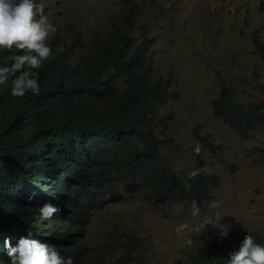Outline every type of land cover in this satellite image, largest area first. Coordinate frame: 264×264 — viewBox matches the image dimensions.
Instances as JSON below:
<instances>
[{"label": "trees", "instance_id": "obj_1", "mask_svg": "<svg viewBox=\"0 0 264 264\" xmlns=\"http://www.w3.org/2000/svg\"><path fill=\"white\" fill-rule=\"evenodd\" d=\"M126 4L86 43L75 30L51 36L52 54L35 70L38 95L12 97L10 83L0 85V264H8L4 239L15 244L29 231L73 264H133L144 244L140 236L111 227L108 239L86 240L95 210L123 192L189 205L195 200L199 207L210 197L211 176L194 166L199 173L189 179L161 135L168 82L150 73L151 38L134 37L139 2ZM255 45L264 61V45L256 39ZM8 54L0 52V62ZM217 82L212 113L248 137L264 123V97L239 98L218 72ZM45 202L60 211L41 221L38 208ZM219 231H199L192 264H225L248 230L226 239Z\"/></svg>", "mask_w": 264, "mask_h": 264}, {"label": "rangeland", "instance_id": "obj_2", "mask_svg": "<svg viewBox=\"0 0 264 264\" xmlns=\"http://www.w3.org/2000/svg\"><path fill=\"white\" fill-rule=\"evenodd\" d=\"M137 1L134 37L151 38L150 73L168 82L161 110L167 127L161 135L182 173L197 166L211 176L201 215L219 220L217 228L228 230L222 238L248 230L264 239V123L242 136L216 117L210 104L218 91L217 72L239 98L264 97V61L255 45V39L264 45V0ZM39 2L57 27L54 34L75 30L85 43L127 7L126 0ZM197 142L198 154L193 152ZM181 222H198L189 204L123 192L119 201L94 211L86 240L108 239V231L117 227L144 242L133 264H192L199 231L178 236L175 227Z\"/></svg>", "mask_w": 264, "mask_h": 264}, {"label": "clouds", "instance_id": "obj_3", "mask_svg": "<svg viewBox=\"0 0 264 264\" xmlns=\"http://www.w3.org/2000/svg\"><path fill=\"white\" fill-rule=\"evenodd\" d=\"M43 7L39 0H0V52L9 53L0 62V85L10 83L9 93L12 97L40 93L41 86L35 70L51 56L50 40L57 31L56 25L43 12ZM10 74L12 78L9 81ZM200 151L201 145L197 142L193 152L198 154ZM198 173V169H191L187 177L192 179ZM210 207H215V203H211ZM59 211L57 204L45 202L38 208L37 219L46 221ZM190 215L198 217V222L176 225L178 236L202 231L209 226L216 228L219 224L213 215H201L195 200L190 203ZM219 234L227 236L228 230H220ZM184 243L190 245L192 241L185 237ZM3 250L8 264H73L71 256L62 255L56 246L41 241L31 231L20 236L15 244L11 237H6ZM225 264H264V243L257 242L250 231H246L238 247L228 254Z\"/></svg>", "mask_w": 264, "mask_h": 264}]
</instances>
